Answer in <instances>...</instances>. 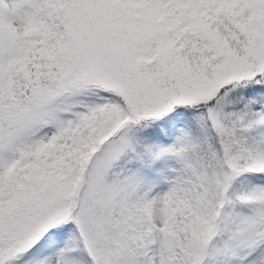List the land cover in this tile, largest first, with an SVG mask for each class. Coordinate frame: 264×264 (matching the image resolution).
<instances>
[{
	"label": "snow or ice",
	"instance_id": "6c2138e0",
	"mask_svg": "<svg viewBox=\"0 0 264 264\" xmlns=\"http://www.w3.org/2000/svg\"><path fill=\"white\" fill-rule=\"evenodd\" d=\"M0 264H264V0H0Z\"/></svg>",
	"mask_w": 264,
	"mask_h": 264
}]
</instances>
